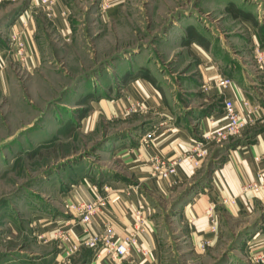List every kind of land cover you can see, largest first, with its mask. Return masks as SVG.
Here are the masks:
<instances>
[{
	"label": "rangeland",
	"instance_id": "obj_1",
	"mask_svg": "<svg viewBox=\"0 0 264 264\" xmlns=\"http://www.w3.org/2000/svg\"><path fill=\"white\" fill-rule=\"evenodd\" d=\"M27 2L0 0V264H47L36 240V217L53 204L52 186L72 177L79 166L114 167L115 160L107 153L112 141L126 131L138 135L139 125L160 118L139 107L117 117L99 115L93 127L87 126V117L81 129L77 115L90 113L91 102L98 97L115 100L124 78L145 69L159 77L156 83L170 98L174 120L178 109L192 100L195 106L216 97L215 78L200 74L202 50L197 46L192 50L184 40L178 43V35L165 43L156 36L172 16L193 22L209 37L210 59L222 51V61L231 62L229 69L246 68L254 75L258 63L251 35L264 36V0H126L123 13L108 24L89 22L84 5L74 1L72 9L81 17L70 38L58 35L47 17H38L33 39L38 59L28 66L24 40V55H13L20 33L10 27L13 15L24 11ZM236 10L242 18L233 17ZM144 44L145 69L140 60L122 58L124 52ZM258 78L259 73L256 85L264 90V81ZM260 128L263 124L247 125L240 135L213 147V162L220 159L218 148L223 152L227 144L245 142ZM188 187H174L165 198L153 200L161 263L250 264L247 244L257 229L264 233V208L246 210L243 216L222 211L215 241L194 248L187 221L180 215L192 192Z\"/></svg>",
	"mask_w": 264,
	"mask_h": 264
},
{
	"label": "crops",
	"instance_id": "obj_2",
	"mask_svg": "<svg viewBox=\"0 0 264 264\" xmlns=\"http://www.w3.org/2000/svg\"><path fill=\"white\" fill-rule=\"evenodd\" d=\"M74 1L84 5L83 13L90 17L91 23L96 21L111 23L123 13L127 5L126 0H54V17L48 21L53 30L63 38H70L76 31L77 22H80L81 13L72 9ZM105 4L107 7L101 9ZM26 8L21 13L19 11L13 15L10 27L13 31L19 32L20 38L25 41L28 66H33L38 59V51L33 42L37 19L40 16L46 18V15L39 0H29ZM233 17L243 16L242 13L235 12ZM171 18L167 22L168 26L166 25L167 27L165 26L156 36L165 43L169 36L178 35L177 40H180L178 43H182V40L185 42L187 39L188 29H194L195 36H200L205 43L196 42L194 37L187 45L191 46L192 50L197 46L204 53L200 59L202 64L200 74L210 79L215 78V89L219 95L213 90L216 97L208 103L201 104L200 101L197 105L191 106L195 103V100H192L188 107L182 105L174 120L170 113V98L157 84L159 77L149 74L143 67L145 60L142 58L144 53L142 50L146 44L137 45L128 53L124 52L122 55L124 60L126 58H131L132 62L135 61L134 58L140 60V67L146 72L138 73L134 77L127 75L124 78L125 84L121 89V95L115 100L111 97L107 99L98 97L97 101L91 102L90 113L80 118L81 123L78 127L81 126L82 129L87 116H90L87 126L90 124L93 127L97 116L117 117L130 107L135 109L141 107L138 110L160 118L156 123L139 125L138 135L126 131L123 133L124 137H116L112 141L109 146L113 147L107 150L110 151L107 153L115 160L114 167L79 166L76 168L78 172L72 177L52 186L55 194L53 204L46 205L36 217V240L46 253L42 258L47 260V264H112V260L101 251L102 243H98L95 248H88L77 242L82 236L83 226L79 222V216L69 210L70 203L102 200L104 206L95 210L89 225L96 234L102 236L105 233L104 222L108 221L113 238L117 241L129 232V225L136 210L145 215L148 226L140 236V243L149 250V254L147 256L130 254L121 259L122 264H162L160 238L152 221L155 215L153 200L165 198L174 187L185 184L190 186L195 179L201 180L192 189L188 201L180 212L187 221L194 248L201 242L210 245L215 241L219 214L222 211L232 216H243L247 213L246 210L255 212L264 208V191L258 193L242 191L245 183L256 181V171L264 168V90L256 85L258 73L259 78L264 81V61L261 69L257 64L256 75L246 68L229 69L231 62L222 61V51L211 55L212 59L209 58L211 47L209 37L200 32L199 26L182 20L184 17ZM253 35L251 37L254 41L251 43L258 44L264 54V36L261 38ZM222 76L230 78L232 85L218 88L216 79ZM189 91L196 92L193 88ZM223 98H231L234 101L235 109L240 116L254 120L250 126L259 123L263 124V128L245 142L239 141V145L228 147L227 144L223 146V152L222 147L218 148L221 152L217 163L213 162L212 149L218 146H205L206 157L201 165L196 167L189 153L195 142H199L205 133L224 124L225 116L221 103ZM243 100L249 102L248 108L253 110L251 115H248V108L242 105ZM81 114H78L77 118ZM156 156L164 159L182 158L176 166V174L171 183L153 178L152 160ZM207 162L212 164L211 171L207 175H201ZM212 220L216 225L215 231L211 227ZM259 233L257 229V233L251 237L253 240H249L252 241L253 252L259 251L264 242V233ZM63 235L68 237L70 243L78 245L77 250L69 256L63 252L60 240ZM246 235V238L249 237L247 232Z\"/></svg>",
	"mask_w": 264,
	"mask_h": 264
},
{
	"label": "built area",
	"instance_id": "obj_3",
	"mask_svg": "<svg viewBox=\"0 0 264 264\" xmlns=\"http://www.w3.org/2000/svg\"><path fill=\"white\" fill-rule=\"evenodd\" d=\"M44 6L45 15L48 19L54 17V0H39ZM106 4L101 9H105ZM26 13V12H25ZM25 29V25H23ZM23 29V30H24ZM19 34V32H16ZM16 38V49L13 52L15 58L22 57L23 49V39ZM18 42V43H17ZM256 55H257V63L259 68L263 67L264 56L260 50L258 44H256ZM232 80L228 77L222 76L216 79V86L220 89L226 88L232 85ZM222 110L225 116V122L222 126H217L207 133H205L199 142H195L190 156L193 157V164L196 167H199L202 163V160L206 157L207 151L205 146L215 145L222 146L228 140L240 135V133L244 130L247 125L253 123L252 118H245L238 114L235 109L234 101L231 98H223L222 100ZM242 105L246 108L249 106V102L247 100L242 101ZM135 108L130 107L126 112L133 111ZM253 110L248 108V115H251ZM88 117V118H87ZM87 123L89 122V116H87ZM182 158H172V159H164L159 156H156L152 160V176L154 179L166 180L168 182H172V178L176 174V166L181 162ZM257 160L260 159L256 158ZM256 181L247 182L242 186V191L245 192H253L258 193L260 191H264V168L256 171L255 173ZM104 202L102 200L92 201V202H74L68 204V208L70 211L74 212L77 216H79V222L82 223V236L77 241L79 244L88 247L95 248L98 246V243H102V252L105 256H108L112 260V264H122L121 259L130 254H135L136 256H147L149 254V250L146 249L140 243V236L145 232L148 222L145 215L140 211L136 210L133 214L132 222L129 225V232L120 240H114L113 233L111 230V225L108 221L105 220L104 227L105 233L100 236L96 234L91 226L89 225L90 219L95 212L96 209L103 207ZM212 230L215 231V222L211 221ZM59 232L57 231L56 234ZM63 252L66 256L72 254L75 250H77L78 245L74 243H70L67 236L63 235L61 237ZM248 245V253L250 254V264H264V242L259 251L253 252L251 249L252 241L247 244Z\"/></svg>",
	"mask_w": 264,
	"mask_h": 264
},
{
	"label": "trees",
	"instance_id": "obj_4",
	"mask_svg": "<svg viewBox=\"0 0 264 264\" xmlns=\"http://www.w3.org/2000/svg\"><path fill=\"white\" fill-rule=\"evenodd\" d=\"M235 12H237V10L235 11ZM235 12H234V14H235ZM195 31H194V29H192V28H189L188 29V34H187V39L185 40V44L187 45V44H189L190 43V41L191 40H193V38L195 37V41L196 42H198V43H205L202 39H201V37L200 36H198V37H196L195 36ZM83 103H84V101H81L79 104H81V105H83ZM83 116V113L79 116V118H81ZM236 145H239V141H235V142H233L232 144H230V145H228V147H234V146H236ZM211 165L212 164H210L209 166H208V170H206V175L211 171ZM200 178V177H199ZM198 180V179H197ZM196 181V180H195ZM194 181V182H195ZM199 181V183L201 182L200 181V179L198 180ZM193 182V183H194Z\"/></svg>",
	"mask_w": 264,
	"mask_h": 264
},
{
	"label": "water",
	"instance_id": "obj_5",
	"mask_svg": "<svg viewBox=\"0 0 264 264\" xmlns=\"http://www.w3.org/2000/svg\"><path fill=\"white\" fill-rule=\"evenodd\" d=\"M28 2H29V0H28ZM28 2H27V3H28ZM27 5H28V4H27ZM27 5H26V6H27ZM25 9H26V7L22 8L21 10H25ZM13 13H14V11H13ZM200 181H201V180H200ZM198 184H199V181H195V182L192 183V184H191L186 190H187V191H190L191 189H193V188H194L195 186H197ZM187 191H186V192H187ZM186 192H185V193H186Z\"/></svg>",
	"mask_w": 264,
	"mask_h": 264
}]
</instances>
